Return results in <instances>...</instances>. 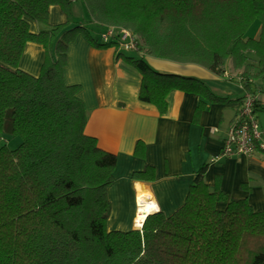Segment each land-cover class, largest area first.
<instances>
[{
    "label": "trees",
    "instance_id": "16d2710c",
    "mask_svg": "<svg viewBox=\"0 0 264 264\" xmlns=\"http://www.w3.org/2000/svg\"><path fill=\"white\" fill-rule=\"evenodd\" d=\"M76 1L99 34L107 26L129 29L137 50L73 20ZM53 4L66 21L31 32L29 21L47 23ZM78 34L95 47H114L141 76L138 98L160 113L173 89L198 94V110L230 99L201 79L152 67L147 56L237 80L255 117L264 111V0H0V132L20 139L13 148L0 145V264H264V209L229 197L219 182L209 188L206 164L171 214L152 212L139 229L107 228L116 156L85 133L79 85L63 80ZM27 42L45 49L37 75L18 66ZM153 176L150 165L132 175Z\"/></svg>",
    "mask_w": 264,
    "mask_h": 264
},
{
    "label": "crops",
    "instance_id": "0c3cea01",
    "mask_svg": "<svg viewBox=\"0 0 264 264\" xmlns=\"http://www.w3.org/2000/svg\"><path fill=\"white\" fill-rule=\"evenodd\" d=\"M77 4L81 3H72L76 10L71 6V18L84 24L82 19L88 13L82 4ZM66 19L62 8L53 4L48 8L47 23L31 20L29 29L39 32ZM115 54L114 47H95L83 34H78L68 44L63 68L64 82L79 85L77 95L86 111L85 133L95 137L100 148L116 156L113 181L107 189V228H136L137 184L151 194L157 208L154 212L171 214L183 204L197 170L204 164V181L209 188L219 182L220 189L229 197L246 198L252 209L263 210L264 151L215 158L236 118L239 101L235 100L247 92L242 84L197 64L147 56L152 67L201 79L217 96L230 99L207 102L205 108L198 110V94L173 89L166 96L165 112L160 113L155 105L138 98L139 72ZM44 58L41 44L27 42L18 66L37 75ZM226 81L239 85L231 89ZM147 165L153 167V178L133 179V173ZM244 184L247 187H242Z\"/></svg>",
    "mask_w": 264,
    "mask_h": 264
},
{
    "label": "built area",
    "instance_id": "2783aa9c",
    "mask_svg": "<svg viewBox=\"0 0 264 264\" xmlns=\"http://www.w3.org/2000/svg\"><path fill=\"white\" fill-rule=\"evenodd\" d=\"M99 36L103 41L115 39L119 47L124 50H137L138 48L135 35L126 28L107 26ZM256 151H264V126L259 124L253 114L252 99L246 92L238 107L236 118L228 129L223 146L215 158L221 159L241 154L251 155Z\"/></svg>",
    "mask_w": 264,
    "mask_h": 264
},
{
    "label": "rangeland",
    "instance_id": "374dc122",
    "mask_svg": "<svg viewBox=\"0 0 264 264\" xmlns=\"http://www.w3.org/2000/svg\"><path fill=\"white\" fill-rule=\"evenodd\" d=\"M80 3V2H79ZM79 4L75 5V6H78ZM81 5V4H80ZM79 5V7H80ZM73 7V10H76V8ZM71 7V9H72ZM89 15L87 14L86 15V18H83L82 20H84V24L86 25L87 29L90 31V33L93 35V36H97V29L95 28V25H93L91 22H89ZM98 36H99V33H98ZM129 54H134V52H128ZM227 86H229L231 89L232 88H235L236 89V86H238V82L236 81H226L225 82ZM257 120L264 124V112H259L257 114ZM19 137L17 136H12L10 135L9 133H5V132H0V145L1 144H4V142H6L7 146L13 148L15 147L18 143H19ZM137 229L141 228L140 227H136Z\"/></svg>",
    "mask_w": 264,
    "mask_h": 264
},
{
    "label": "bare ground",
    "instance_id": "6f19581e",
    "mask_svg": "<svg viewBox=\"0 0 264 264\" xmlns=\"http://www.w3.org/2000/svg\"><path fill=\"white\" fill-rule=\"evenodd\" d=\"M137 202L138 210L135 218V225L139 227L142 225L147 215L154 212L157 208L151 194L143 192L139 184H137Z\"/></svg>",
    "mask_w": 264,
    "mask_h": 264
}]
</instances>
